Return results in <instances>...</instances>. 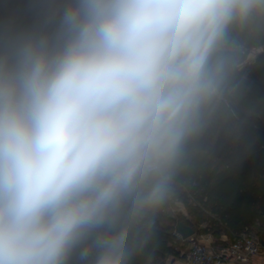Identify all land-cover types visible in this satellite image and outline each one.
I'll return each mask as SVG.
<instances>
[{
    "label": "clouds",
    "instance_id": "obj_1",
    "mask_svg": "<svg viewBox=\"0 0 264 264\" xmlns=\"http://www.w3.org/2000/svg\"><path fill=\"white\" fill-rule=\"evenodd\" d=\"M264 0H60L0 47V264H126L240 67Z\"/></svg>",
    "mask_w": 264,
    "mask_h": 264
},
{
    "label": "trees",
    "instance_id": "obj_2",
    "mask_svg": "<svg viewBox=\"0 0 264 264\" xmlns=\"http://www.w3.org/2000/svg\"><path fill=\"white\" fill-rule=\"evenodd\" d=\"M49 6L47 0H0V47L6 26L8 35L43 31ZM225 48L261 49L238 68L230 91L234 99L221 101L214 123L187 144L171 194L196 218L178 222L205 223L201 233L233 240L256 224L264 232V15L234 22ZM169 199L137 226L126 264H153L158 257L180 254L174 228L159 215Z\"/></svg>",
    "mask_w": 264,
    "mask_h": 264
},
{
    "label": "built area",
    "instance_id": "obj_3",
    "mask_svg": "<svg viewBox=\"0 0 264 264\" xmlns=\"http://www.w3.org/2000/svg\"><path fill=\"white\" fill-rule=\"evenodd\" d=\"M177 239H184L174 231ZM214 236L210 233L195 234L190 238V248L186 254L187 264H225L230 260H240L243 264H256L254 256L264 257V236L237 235L230 244L214 248Z\"/></svg>",
    "mask_w": 264,
    "mask_h": 264
},
{
    "label": "rangeland",
    "instance_id": "obj_4",
    "mask_svg": "<svg viewBox=\"0 0 264 264\" xmlns=\"http://www.w3.org/2000/svg\"><path fill=\"white\" fill-rule=\"evenodd\" d=\"M49 5H54L59 2V0H47ZM261 49V48H260ZM260 49H249L246 50V55L244 56V60L242 63L238 64L243 68L245 65L249 64L253 61L259 52ZM159 215L162 219L163 224L172 226L175 230L176 225L178 224V220L180 219H189L193 223L196 222L195 214L192 212L190 206L185 205L176 193H172L170 199L167 203V206L159 212ZM205 226V223H201L198 225H194V230L196 234L201 233V228ZM248 235H256L258 237L264 236L263 229L260 228V224L254 225L250 230L247 231ZM215 239V237H214ZM221 242V241H220ZM177 246L179 250L186 255L190 248V241H182L179 239ZM171 255H167L165 257H158L153 262V264H165V262L171 258Z\"/></svg>",
    "mask_w": 264,
    "mask_h": 264
},
{
    "label": "water",
    "instance_id": "obj_5",
    "mask_svg": "<svg viewBox=\"0 0 264 264\" xmlns=\"http://www.w3.org/2000/svg\"><path fill=\"white\" fill-rule=\"evenodd\" d=\"M223 55L234 61L236 64H240L244 60L246 50L243 48H224ZM225 98L229 100L234 99L230 91L226 93ZM175 232L179 233L184 239H189L196 233L194 228L184 221L178 222L175 228Z\"/></svg>",
    "mask_w": 264,
    "mask_h": 264
},
{
    "label": "crops",
    "instance_id": "obj_6",
    "mask_svg": "<svg viewBox=\"0 0 264 264\" xmlns=\"http://www.w3.org/2000/svg\"><path fill=\"white\" fill-rule=\"evenodd\" d=\"M214 237H215V239L213 238V244H212V246L214 248H216V249L221 248L223 246H226V245L230 244L231 241H232V239L229 236L225 235V234H223L221 236H214ZM180 240H182V241H190V238L189 239H180ZM263 249H264V246H263ZM253 260H254V262L256 264H264V257L261 256V255L254 256L253 257ZM165 264H187L186 255H184V253H182L180 251V254L178 256H172L171 258H169L165 262ZM225 264H243V261H240V260H230V261L226 262Z\"/></svg>",
    "mask_w": 264,
    "mask_h": 264
}]
</instances>
